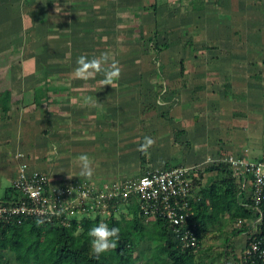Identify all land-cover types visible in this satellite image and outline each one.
I'll use <instances>...</instances> for the list:
<instances>
[{
	"label": "rangeland",
	"instance_id": "1",
	"mask_svg": "<svg viewBox=\"0 0 264 264\" xmlns=\"http://www.w3.org/2000/svg\"><path fill=\"white\" fill-rule=\"evenodd\" d=\"M188 1L0 0V6L5 7L4 16L9 17L0 27V70L3 72L0 85L7 92L5 98L11 99L14 105L15 115L13 124L5 122L4 138L10 140L4 141L0 162L7 157L16 172L19 161L15 154L21 163L26 162L25 159L32 160L34 167L44 172L41 169L45 121L48 118L53 120L59 129L60 119L65 117L73 131L70 133L71 138L74 137L71 139L73 143L84 140L77 142H82L79 152L86 154L90 145L91 152L96 153L87 156L90 162L96 159L94 164L97 165L101 160V164L113 166L116 170L104 171L98 179L67 178L56 185L51 182L54 186L91 181L97 188H103L114 180L164 168L167 164H186L194 170L197 168L196 173L201 169L198 176L203 175L202 186L207 190L204 196L210 204L207 186L212 185L218 176L216 172L205 171L209 165L220 160L228 161L229 156L255 159L264 153V91L259 85L255 90L256 108L249 116L243 111L242 117L238 114L241 113L238 107L241 102L236 103L235 88V94L230 95L227 77L220 70L208 72L211 69L209 64H219L214 56L220 53V45L228 49L229 33L235 35L229 24L221 23L229 18L235 20L238 1ZM153 3L157 4L155 9L147 8ZM249 8L263 16L264 0H254ZM257 31L252 37L253 42L259 41L260 47L264 28H257ZM165 41H168V47L161 52L155 51V43L161 45ZM81 56L89 61L99 60L105 71H95L91 65L82 69L77 63ZM231 58L232 61L225 62L226 66L234 61L237 63L233 55ZM116 69L118 75L109 79L107 72ZM45 74H51L52 84L71 85L68 96L77 94L85 98L91 92H97L100 101L84 100L82 96L79 102L72 101L71 97L68 101L64 92V102L68 106L73 102L71 107H81L71 108L81 110V116L72 119L75 111H68L69 107H62L61 114L56 112L48 116V109L46 114L43 112L44 106H28L32 101L33 87ZM86 82H92V85L87 86ZM239 100H242L241 94ZM48 108L58 111L54 105ZM28 116L30 121H27ZM74 130L81 132L74 136ZM0 136L2 139V134ZM146 138H151L153 143L147 145ZM64 154L73 159L66 151ZM231 165L234 168V164ZM30 167L28 165L27 170L33 171ZM2 182L0 198H5L7 187L14 188V185L10 175H5ZM237 182L241 183L239 179ZM71 191L69 197L77 198L78 189ZM99 212L97 209L82 213L75 219L97 216ZM238 224L239 221L228 222L227 227L209 234L204 246H208L214 255V264H221L224 260L221 256L223 240ZM245 242L244 233L235 236L238 256L242 254ZM148 249L149 244L143 241L137 245L136 253ZM229 252L223 264H242L234 258L231 250ZM146 254L151 257L149 252ZM6 259L10 264H20L9 250Z\"/></svg>",
	"mask_w": 264,
	"mask_h": 264
},
{
	"label": "trees",
	"instance_id": "2",
	"mask_svg": "<svg viewBox=\"0 0 264 264\" xmlns=\"http://www.w3.org/2000/svg\"><path fill=\"white\" fill-rule=\"evenodd\" d=\"M191 2L193 1H188ZM156 6L157 4L153 3L147 8L155 9ZM168 45V41L161 45L155 43V51L161 52ZM181 64L184 69V62L182 61ZM44 79H41L42 83L33 93L37 108L43 106L41 98L45 93ZM230 82L231 78L227 76L228 87L231 85ZM10 104L11 99H7L0 106H3L5 111H9ZM262 156L253 160H258ZM173 166L176 165L167 164L164 168ZM147 171L136 176H141ZM205 171L216 172L218 176L212 185L207 186L210 189V204L204 196L206 188L202 186L203 175L198 176L201 172L199 169L197 173L191 174L192 185L196 191V197L190 199L194 213L188 217L181 233L175 232L168 220L162 216L149 219L148 215L141 211L136 197H132L128 204L123 201L117 202V207L112 208V214L108 217L101 214L84 216L80 220H71L70 225L60 224L54 216L51 220H43L36 216L23 215L20 216V221L16 219L0 226V264H10L6 259L8 250L14 253L20 264H138L139 262L140 264H214V255L208 246H204L209 234L215 229L227 227L228 222L250 219L254 211L249 206L250 200L247 199L246 190L242 188L241 183L238 184V178L233 175L229 161L220 160L209 165ZM14 190L13 187L7 189L5 198H13ZM119 210L122 211L117 216ZM101 221L109 227H118L119 239L115 248L97 256L91 248L89 230ZM189 228L197 237L196 245H187L190 239H185L184 235ZM245 230H247L246 224L242 229L233 227L230 229L229 235L223 240L221 256L225 260L231 250L234 258L242 264H264V260L257 255L244 261L242 254L238 256L235 253L234 238ZM143 241L149 244V249L141 250L137 254L136 247ZM146 252H149L151 257H148ZM144 258L147 259L146 262Z\"/></svg>",
	"mask_w": 264,
	"mask_h": 264
},
{
	"label": "built area",
	"instance_id": "3",
	"mask_svg": "<svg viewBox=\"0 0 264 264\" xmlns=\"http://www.w3.org/2000/svg\"><path fill=\"white\" fill-rule=\"evenodd\" d=\"M227 160L234 164L233 175L241 181L254 211L250 219H240L237 225V228L247 226L243 232L246 242L242 256L244 261L254 255L264 260V155L258 160L243 156H229ZM27 167L26 162L19 166L13 181L14 197L0 198V226L16 219L20 221L23 215L43 220H51L54 216L64 225H70L77 215L97 209L104 212L99 214L108 217L117 202L128 204L132 197L137 198L141 211L149 219L162 216L177 233H181L188 217L194 213L190 199L196 197V191L191 174L196 173L197 168L194 170L190 165L151 169L141 176L114 180L103 188H97L91 181L54 186L47 173L28 171ZM71 189H78L77 198L69 197ZM184 236L190 239L187 245H196L197 237L190 228Z\"/></svg>",
	"mask_w": 264,
	"mask_h": 264
},
{
	"label": "crops",
	"instance_id": "4",
	"mask_svg": "<svg viewBox=\"0 0 264 264\" xmlns=\"http://www.w3.org/2000/svg\"><path fill=\"white\" fill-rule=\"evenodd\" d=\"M237 1H238V5L236 7L235 20L229 18V20L227 19V22L221 23L222 25H225L226 23L229 24L231 31L234 32L235 35H233L232 33H229L231 39L228 40L229 41L228 49L222 48L221 45H220V48L218 49L217 48L218 45H216V49H218L220 53L215 55L214 59L215 61H218L219 64L218 63L209 64L211 69H209L208 72L214 73L220 70L223 72L224 76L226 77L230 76L231 78V82H230L231 85L229 86L230 87L229 91L231 92L230 95L232 96V94H235L233 91V89L235 88V91H236L235 95L237 97L236 103L241 102V104H238L239 109H241L240 110L241 113H238V114L242 115L243 117L244 115L243 111H246V115L249 116V113L252 111V109L256 108L257 106L255 105V95H256L255 90L258 88V86L261 85L264 91V39L260 38V40L262 39V41H260V47H259L258 46L259 41L256 43L253 42L254 39L252 37L253 32L254 34H257L258 32L257 28L258 29H260L261 27L264 28V15L262 16L261 12L259 13L257 11L250 10L249 5L250 4L253 5L254 0H250V1L249 0H237ZM4 8L3 6H0V27L2 23L4 22L5 18L9 20V17H5L3 14L5 10ZM8 12H10V10ZM0 39H2L1 36H0ZM1 45H2V41L0 42V46ZM232 55L234 56V60L237 59V63H235L234 61L230 65L226 66L225 62L232 61V58H231ZM10 58L13 59V56H10ZM2 73L3 72H1L0 70V75ZM43 79H44L43 83H44V90H45L44 97H43V106H44L43 112L46 114V109H48L47 110L48 114L46 115L50 116L53 114H57L56 112H58V114H61L63 112L60 110L62 109V107H69L70 110L68 111H75L73 113L72 119H74V117L75 119H77L78 116H81L80 115L81 110H71V108L81 109V107H78L77 105H75L74 107H71L70 105L73 102L68 106V103H65L64 97H62V93L64 92L68 96L69 90L71 89V85L62 86V85L52 84L51 74L49 76L45 74ZM41 83L42 81H40L38 85L33 87L32 96H31L32 101L30 102V105L28 106L35 105L34 95H33L34 89L37 86H39ZM89 85H92V82L87 83V86ZM65 88H67V90ZM205 88H207L206 85H205ZM238 93L241 94V97H242L241 101L240 100L238 101V97H239ZM76 95L77 94H74V96H68L66 98L68 99V101H70L71 99L72 101H77V102L81 101L80 96L82 95H78V96ZM99 95L100 94L97 95V92H95V94L94 92L93 93L91 92L90 95H87V97L85 98L84 96H82V99L85 100L87 98L88 101L99 102L100 101V98H98ZM6 96H7V92H5V90H3L2 86L0 85V105L5 100L9 99V98H5ZM51 105L56 106V109L58 111H55L52 108L49 109L48 106H51ZM13 110H14V105L10 106L9 111H5L3 109V106H0V131H1L0 134H2V139H0V152L3 151V148H5L4 141L8 142L10 140L8 137L4 138V136L6 135L4 134L5 133L4 130H5V122L9 124H13V119L15 118ZM247 110H248V113H247ZM27 119H28L27 121L31 120L29 116L27 117ZM62 119L64 122H62ZM48 120L49 118L45 121L46 127H45V137L43 141V169L41 170H43L47 174L49 173L51 182H53L54 184L55 183L62 184L64 180H66L67 178H72L74 180L78 178L98 179L99 176L103 174L104 171H108L109 173L115 172L116 168H114L113 166L101 164L102 163L101 160L100 162L96 163L97 165H95L94 161H97V160L95 159L93 161L91 159L92 162H90V164L93 169L92 175L90 177L82 175L81 174L82 162L80 159L81 156L82 155L92 156L94 154L96 155L95 151H93L92 153L91 152L92 148L90 149V145H88V150L86 154L85 152H79L81 150L80 147L82 145L80 144H82V142L80 144H78L77 142L78 141L84 142V140H80V139L75 140V142L73 143L74 140H71V139H73L74 137L71 138V135H70V133H72L73 131H72V128H69V126L67 125L68 123H66V121L68 120L67 118L62 117L60 119L61 122H59V125H60L59 129H56V124L55 122H53V120L52 121L51 120L48 121ZM74 131H75V135L73 134L74 136H78V134H80L79 132H81L80 130L79 131L74 130ZM65 151L67 152V155L71 154L73 159H71L70 157H67L64 154ZM263 154L264 153H262V155ZM14 156L19 161L18 165L16 166V172L13 168V165H12L13 163L7 162L8 160L7 157H6L7 160H5L4 162H0V185L3 184L2 181L5 175L11 176V183L16 178V175L18 173V167L21 164V160L20 158L17 157V155L14 154ZM25 160L28 163L29 167H30V164L32 165L30 169L38 170L36 169V167H34L35 162H33L32 160H30L29 162L27 161V159ZM114 164H116V160L114 161ZM5 166H8V168ZM109 167H112V169L109 170ZM9 188L10 187H7V189Z\"/></svg>",
	"mask_w": 264,
	"mask_h": 264
},
{
	"label": "clouds",
	"instance_id": "5",
	"mask_svg": "<svg viewBox=\"0 0 264 264\" xmlns=\"http://www.w3.org/2000/svg\"><path fill=\"white\" fill-rule=\"evenodd\" d=\"M77 63L81 65L82 69H86L89 65H91L95 71H105L100 64L99 60H87V57L81 56L78 58ZM119 70L107 72V76L109 79L113 75H118ZM84 78H87L86 76ZM147 145L153 143L151 138H146ZM141 147H145V145H141ZM81 174L84 176H91L93 169L91 167L90 161L86 155L81 156ZM43 221H40L42 223ZM91 237V248L95 255L99 256L102 253L107 252L111 248L116 247V242L119 239V228L118 227H109L106 223L101 221L96 226L92 227L90 230Z\"/></svg>",
	"mask_w": 264,
	"mask_h": 264
}]
</instances>
